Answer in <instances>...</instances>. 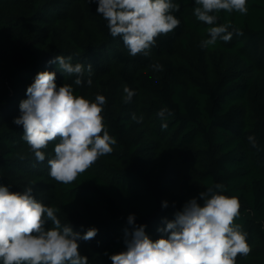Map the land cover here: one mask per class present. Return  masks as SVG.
Here are the masks:
<instances>
[{
    "label": "trees",
    "instance_id": "1",
    "mask_svg": "<svg viewBox=\"0 0 264 264\" xmlns=\"http://www.w3.org/2000/svg\"><path fill=\"white\" fill-rule=\"evenodd\" d=\"M173 2L180 5L172 13L180 25L160 35L148 56L133 57L110 35L96 2L0 0V185L10 192L31 187L76 232L98 229L95 238L78 242L80 254L89 264H112L111 255L126 251L130 214L150 239L166 238L158 231L165 219L173 220L192 198L202 204L199 194L219 183L222 194L238 198L235 223L251 247L236 264H264V0H247L246 15L217 13L218 24L230 22L242 35L208 48L201 42L209 25L194 15V0ZM60 55L85 68L90 63L92 84L87 72L77 86L75 77L48 63ZM43 71L55 72L57 87L70 84L75 95L107 99L104 123L117 143L70 184L49 175L58 141L42 149L45 160L38 162L23 127L13 123ZM125 86L135 92L129 103ZM164 107L172 113L167 129L157 116Z\"/></svg>",
    "mask_w": 264,
    "mask_h": 264
},
{
    "label": "clouds",
    "instance_id": "2",
    "mask_svg": "<svg viewBox=\"0 0 264 264\" xmlns=\"http://www.w3.org/2000/svg\"><path fill=\"white\" fill-rule=\"evenodd\" d=\"M96 2V12L107 22L113 38L120 37L129 54L148 56L160 35H167L180 25L172 13L180 10L173 0H89ZM196 18L209 25L202 48L215 46L218 41L228 43L234 34L242 35L230 22L218 24L217 13L237 12L246 15L247 0H194ZM229 29H232L231 31ZM58 64L66 75L75 77L74 84H92L93 67L73 64L71 56H56L48 61ZM163 71V65L154 64ZM55 72L43 71L28 86L27 99L20 102V115L13 123L23 127L22 139L30 147L38 162L45 160L42 149L51 142L55 156L48 160L50 177L63 184L74 182L78 175L90 168L101 156L111 154L117 143L105 126L104 95H96L91 102L74 94L70 84L57 87ZM125 103L131 102L134 90L124 87ZM171 111L161 108L157 116L161 128L167 129ZM133 120L143 122L134 114ZM248 140L256 146L254 136ZM215 189V190H214ZM213 188L186 202L173 220L165 219L167 233L155 241L145 232L144 225H135V216L127 218L131 230L125 229L126 251L110 256L112 264H236L238 255L247 256L251 247L242 225L235 223L240 216L236 197L222 194L224 186ZM167 201L162 207H167ZM59 209L45 206L32 195V188L24 192H10L0 185V262L2 264H89L80 254L79 241L95 238L98 229L89 228L81 234L69 223L58 218ZM51 222V227L46 225Z\"/></svg>",
    "mask_w": 264,
    "mask_h": 264
}]
</instances>
